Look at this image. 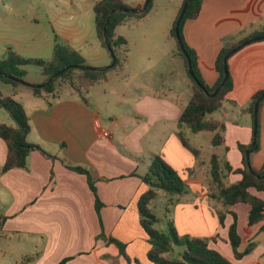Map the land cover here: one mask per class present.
I'll use <instances>...</instances> for the list:
<instances>
[{
  "label": "crops",
  "instance_id": "0c3cea01",
  "mask_svg": "<svg viewBox=\"0 0 264 264\" xmlns=\"http://www.w3.org/2000/svg\"><path fill=\"white\" fill-rule=\"evenodd\" d=\"M143 2L129 0L128 4L136 7ZM1 24H4L2 19ZM262 30L264 0H203L197 17L186 19L182 26L183 38L194 50L201 78L208 87L215 84L218 76L214 61L222 45L221 38L226 34H239L238 38H241ZM63 38L71 42L72 48L77 49L90 65L87 52L80 47L84 39L73 42L72 33L70 36L64 34ZM96 38L89 45L99 58H103L105 51L108 60L97 66L103 68L111 58ZM49 45L51 58L55 44L50 42ZM9 51L24 57L16 37L6 39L0 35V58L6 57ZM227 64L232 89L225 95L220 108L224 102L246 107L252 94L264 89V39L251 41L231 54ZM39 73L36 83L46 80L40 69ZM84 80L80 79L79 85ZM103 81L108 83L109 79ZM0 83L10 87L7 95L14 97L19 93L18 87L2 80ZM87 83L92 88L98 82ZM1 92L0 96H7ZM33 96L41 102L25 111L30 123L26 141L40 146L53 157L31 150L26 168L3 172L7 146L0 137V240H22L28 251L13 255L20 256L22 263L56 264L70 257L65 264H126V259L113 243L98 237L102 231L101 221L106 236L125 244L126 256L132 264H154L147 258L150 245L139 224L137 202L148 189L141 176L147 172L152 158L159 155L178 171L196 195L193 200H188L183 197L186 193L176 202L174 222L178 233L209 238V247L224 255L231 264H264V232L260 230L261 222L252 226L247 223L249 206L238 203L228 207L221 203L210 177L211 165L202 167L206 177L194 176L200 151L186 139L192 148L198 150L197 155L191 153L178 136V132L183 133L179 117L187 103L182 105L158 91L143 93L133 102L134 114L129 116L131 114L120 108L125 92L117 97V112L87 99L55 96V100H50L47 95ZM259 114L260 145L256 152L249 154L255 170L264 165V104ZM211 121L224 124L223 143L213 146L212 151L221 164L228 162L232 169L241 167L242 155L238 145L252 142L253 118L249 121L241 116L236 121L225 117L212 118ZM3 122L10 124L7 117L0 119V123ZM101 130L110 132V136L101 137ZM70 165L85 168L94 180L97 195L103 203L99 209L100 218L94 210V195L86 176L69 169ZM189 175L194 176L193 180ZM224 175L226 184L241 178L232 172ZM251 193L264 200V191L251 190ZM219 213L223 214L222 223ZM232 213L236 215L241 239L239 249L253 244L252 250L241 258L235 257L227 241ZM0 253L4 255L6 252L0 248ZM134 259L137 260L135 263Z\"/></svg>",
  "mask_w": 264,
  "mask_h": 264
},
{
  "label": "trees",
  "instance_id": "16d2710c",
  "mask_svg": "<svg viewBox=\"0 0 264 264\" xmlns=\"http://www.w3.org/2000/svg\"><path fill=\"white\" fill-rule=\"evenodd\" d=\"M202 1L203 0H191L189 2L179 25L180 38L186 50V54H188L191 60V68L197 82L194 81L188 73L186 58L180 50L174 34L175 21L184 0L181 6L178 7L179 9L169 29V34L175 41L176 49L178 54L183 59L186 74L190 79L191 94L188 98L187 104L181 112L179 123L183 125L185 124V126H187L192 132H214L212 146H217L223 143L221 133L224 130V124L220 121H208L206 115L219 109L223 99H225V95L232 89L230 72L224 84L215 96H209L207 92L210 94L213 93L224 76V55L249 38L254 36H263L264 30L251 32L241 38H238L239 34H226L221 38L222 45L214 61V68L218 76L215 84L208 87V85L201 78V74L198 70L195 52L186 44L182 34V26L185 20L197 17ZM141 6L142 4L132 7L126 3L125 0L94 1L92 10L94 13L95 32L104 48H106V46L102 28L106 18L111 10H121L115 11L111 15L106 28L111 49L116 56V61L112 68L116 65H121L123 67L127 61L126 51L128 50V41L125 37L117 35L115 28L121 25L128 15L136 14L141 16L148 13L152 6V0L144 12L130 13L125 11L132 8H140ZM52 51L53 55L47 61L40 58L22 57L14 51H9L6 57L0 58V80L17 87L20 83L7 78L6 75H10L18 79H24V76L26 75L24 66H28V64H34L40 67V70L46 76V79L49 75L51 76L54 72H57L66 65L72 64L77 66H90L79 51H76V49L73 50V48H70L65 44H55L54 50ZM118 53H121L120 57L118 56ZM77 77L87 80L90 84H95L102 79H106V71L101 67H96V70L70 68L53 81L47 83L45 86L31 89L33 94L37 96L52 94V96L57 97L64 84H69L73 89H78V85L76 84ZM56 83H60L59 87L56 86ZM263 93L264 89H261L252 94L251 100H249L247 106L243 109L249 113L252 118L254 103ZM262 104H264V98L259 102V109ZM0 108L5 109L13 121L12 125L4 122L0 123V137L4 140L7 146L5 162H3L4 164L2 165L3 172L14 168H26L27 156L31 150H38L45 156L53 157L42 150L40 146L26 141L27 135L30 131V123L29 118H27L28 116L26 115V112L20 102L15 100L11 95L0 96ZM259 109L257 114L258 123L255 145H252L251 143L238 145V150L242 155V166L232 169L228 162L221 164L218 156L213 152L210 155V177L212 182L215 183L217 187V196L221 200V203L228 207L238 203L247 204L249 206L247 223L252 226L261 222L260 230L264 232V200L251 193V190L264 191V176L262 177L264 174V165L258 170H255L252 166L249 168L245 155V150L247 148L250 149V153H254L258 150L260 145ZM178 136L182 145L186 149L190 150L191 153L197 155L198 150L189 145L181 132H178ZM148 166L147 172L141 176V179L148 185V189L140 195L137 202L139 224L144 229L145 234H147V240L150 245L147 253L148 260L154 264H231L224 255L209 247V238H205V236H189L186 234L179 236L174 226V221L169 216V209L165 211L167 212L168 218L166 229L159 230L155 228V225L159 223V219L151 207V204L152 201L159 196L160 190L165 196H168L170 201L175 199L176 203L180 196L188 192V187L178 171L173 169L161 156L155 155ZM68 168L86 176L88 186L90 190L93 191L94 195V210L100 218L99 209L102 208L103 203L97 195L95 182L91 175L85 168L80 166L70 165ZM225 172L239 174L241 178L234 183L226 184L223 180ZM252 172H255L256 175ZM231 215L233 216V222L229 227L227 241L230 244L235 257L241 258L252 250L253 244L249 243L243 250L239 249L241 239L237 231L236 215L234 213ZM218 217L219 221L222 223L223 214L219 213ZM100 223L102 231L98 237L105 239L108 243H113L118 248L119 254L126 259V264H132V260L126 256L125 244L113 237L106 236L103 233L102 222L100 221ZM175 246L182 247V251L175 253ZM69 259L70 257L63 258L56 264H65ZM136 261L137 260L135 259L133 260L134 263Z\"/></svg>",
  "mask_w": 264,
  "mask_h": 264
},
{
  "label": "rangeland",
  "instance_id": "374dc122",
  "mask_svg": "<svg viewBox=\"0 0 264 264\" xmlns=\"http://www.w3.org/2000/svg\"><path fill=\"white\" fill-rule=\"evenodd\" d=\"M94 1L0 0V19L4 21V24L0 25V35L6 39L16 37L20 41V49L24 57L40 58L47 61L50 59L49 43L65 44L72 48L73 44L63 38L64 34L70 36L72 33L73 42H80L84 39L80 47L87 52L90 66L96 68L103 65L108 57L103 51V58H99L93 52L92 45H89L97 39L92 10ZM125 2L128 3L129 0H125ZM182 2L183 0H152L151 9L145 15H128L124 22L115 28L116 34L125 37L128 41L127 61L123 65L124 68L121 65H116L113 68L104 69L106 78L109 79L108 83H104V79H102L92 88L84 79L83 84L79 85L81 78L77 77L78 89H73L69 84H64L57 97L60 99H87L90 103L100 104L99 106L102 107L106 105L111 111L117 112L119 109L116 107L117 97L125 92L120 108L124 113L131 114L129 116L134 114L133 102L143 93L158 91L185 105L191 94L190 79L186 74L183 59L176 49L175 41L169 34L171 21ZM118 56L120 57L121 53H118ZM24 68L28 74L24 76L23 80L29 84H38L36 82L40 76V67L28 64ZM56 84L59 87L60 83ZM0 86L3 95L10 93L9 86L3 83H0ZM17 87L19 93L13 98L23 105L26 112L41 102V99L33 96L30 87L22 84ZM47 98L55 100V96L52 94L47 95ZM244 108L245 106L240 107L230 102H224L222 108L207 114L206 117L208 121H211L212 118L225 117L237 121L239 117L243 116V118H248L251 121V115L244 111ZM99 113L104 115L103 111ZM3 117H7L8 122L13 124L7 111L0 108V119ZM182 127L183 133H181L184 138L200 151L198 165L194 167V176L206 177L202 167L204 164L208 167L210 165L209 159L213 153L211 143L213 132H192L185 124ZM194 176L189 175V179L193 180ZM190 180L189 182H191ZM191 189L189 186L187 194L183 196L185 199L193 200L196 197ZM175 205V199L170 201L168 196H165L160 190L159 196L151 204L159 219V223L155 225L156 229H166L168 218L165 211L167 209H169L170 218L174 221ZM174 226L176 228L175 222ZM176 231L178 233L177 228ZM0 245V248L6 252L4 255L0 253V264H24L20 260V256L18 258L13 256L28 251L22 240H6L4 242L0 240ZM179 251H182V247L175 246V253ZM28 255L34 256V254Z\"/></svg>",
  "mask_w": 264,
  "mask_h": 264
},
{
  "label": "water",
  "instance_id": "95a60500",
  "mask_svg": "<svg viewBox=\"0 0 264 264\" xmlns=\"http://www.w3.org/2000/svg\"><path fill=\"white\" fill-rule=\"evenodd\" d=\"M151 0H144L143 2V5L140 7V8H132V9H129V10H125L126 12H130V13H141V12H144L148 6V4L150 3ZM191 0H184L183 4H182V7H180V12L176 18V21H175V25H174V34H175V39L177 41V44L180 48V50L182 51L183 55L185 56L186 58V61H187V70H188V73L189 75L193 78L194 81H196L195 79V75L192 71V68H191V60L188 56V54H186V50L184 48V45L182 43V40L180 38V33H179V25H180V22L183 18V15L186 11V8L189 4ZM115 11H121L120 9H114V10H111L106 18V21L104 23V26H103V38H104V41H105V46L110 54V57H111V62L109 65L103 67V69H109L111 68L114 64H115V61H116V56L115 54L113 53L112 49H111V46H110V43H109V40H108V37H107V25L109 23V20H110V17L111 15L115 12ZM264 39V35L263 36H258V37H252V38H249L245 41H243L241 44H239L237 47H235L233 50L231 49L227 54L224 55L223 57V63H224V66H223V70H224V76L222 78V80L220 81V83L217 85V87L215 88L214 92L213 93H208L207 91V94L209 96H215L219 89L221 88V86L224 84L226 78L228 77L229 75V70H228V65H227V58L231 55V54H234L235 52H237L239 49H241L243 46H245L246 44L250 43L251 41H259V40H263ZM70 68H81V69H90V70H96L95 67L93 66H77V65H66L65 67H63L62 69L58 70L57 72H54V74H52L51 76L49 75V77L42 83H38V84H29L27 83L26 81H24L23 79H18L16 77H13V76H10V75H6L7 78L11 79V80H14L22 85H26L30 88H41L43 86H45L47 83L53 81L55 78H57L59 75H61L63 72H65L66 70L70 69ZM197 82V81H196ZM199 84V83H197ZM264 98V93L255 101L254 103V107H253V122H252V129H253V133H252V142L251 144L252 145H255L256 143V135H257V114H258V109H259V102L260 100H262ZM249 153H250V149L247 148L245 150V155H246V161H247V164L249 166V168H251V163H250V160H249ZM254 175H256L255 172H252ZM264 176V174L262 175V177Z\"/></svg>",
  "mask_w": 264,
  "mask_h": 264
},
{
  "label": "built area",
  "instance_id": "2783aa9c",
  "mask_svg": "<svg viewBox=\"0 0 264 264\" xmlns=\"http://www.w3.org/2000/svg\"><path fill=\"white\" fill-rule=\"evenodd\" d=\"M100 136L101 137H109L110 136V132H108L106 130H101Z\"/></svg>",
  "mask_w": 264,
  "mask_h": 264
}]
</instances>
